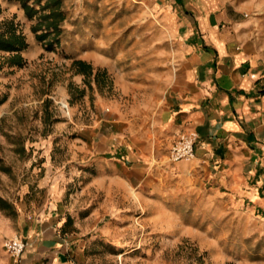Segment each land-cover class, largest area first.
<instances>
[{
    "label": "rangeland",
    "instance_id": "obj_1",
    "mask_svg": "<svg viewBox=\"0 0 264 264\" xmlns=\"http://www.w3.org/2000/svg\"><path fill=\"white\" fill-rule=\"evenodd\" d=\"M155 1L63 0L58 38L41 42L33 31L40 18L29 20L17 0H0V28L13 24L29 45L21 67L0 51V197L11 205L0 210V264H14L4 244L21 238L11 234L24 229L20 211L31 216L47 204L48 188L40 187L46 165L65 179L76 209L94 213L87 223L95 230L75 264H264L262 212L200 187L191 193L171 186L154 200L131 190L107 201L87 185L89 155L80 147L93 133L113 131L129 141L158 131L179 42L169 5ZM77 61L94 74L78 72Z\"/></svg>",
    "mask_w": 264,
    "mask_h": 264
},
{
    "label": "crops",
    "instance_id": "obj_2",
    "mask_svg": "<svg viewBox=\"0 0 264 264\" xmlns=\"http://www.w3.org/2000/svg\"><path fill=\"white\" fill-rule=\"evenodd\" d=\"M155 4L169 5L166 16L179 42L158 131L152 139L129 141L113 131L93 133L80 147L89 155L88 187L104 192L107 201L120 193L128 197L131 190L140 199L151 195L154 200L155 193L171 186L191 193L200 187L207 195L264 214V0ZM187 131L198 135L195 158L171 164V144ZM44 170L40 187L48 188L47 204L31 216L21 210L24 229L11 234L28 244L23 264H75L95 230L87 223L94 213L76 209L77 200L63 190L65 179L52 165Z\"/></svg>",
    "mask_w": 264,
    "mask_h": 264
},
{
    "label": "trees",
    "instance_id": "obj_3",
    "mask_svg": "<svg viewBox=\"0 0 264 264\" xmlns=\"http://www.w3.org/2000/svg\"><path fill=\"white\" fill-rule=\"evenodd\" d=\"M14 1V0H10ZM21 8L24 10L26 17L33 20L37 17L40 21L33 27V31L37 35V40L45 41L52 33L56 38L60 34V25L65 20L64 12L62 11L63 0H44V5L41 6L43 0H33L34 3L30 4L31 0H17ZM39 5V9L37 6ZM39 32H41L39 34ZM51 47L53 45H50ZM29 47L26 38L23 34L18 33L13 24L8 26L7 30L0 28V51L12 54L10 58V65L21 67L23 65V58L21 53ZM75 65L78 66V72L90 77L94 74V69L84 61H77ZM11 205L0 197V210L5 211ZM14 214L16 210L13 208Z\"/></svg>",
    "mask_w": 264,
    "mask_h": 264
},
{
    "label": "built area",
    "instance_id": "obj_4",
    "mask_svg": "<svg viewBox=\"0 0 264 264\" xmlns=\"http://www.w3.org/2000/svg\"><path fill=\"white\" fill-rule=\"evenodd\" d=\"M198 135L195 131H187L178 135L169 149L168 160L171 164L181 161L191 162L195 158V144ZM27 242L16 236L8 239L4 247L14 264H23V255L27 249Z\"/></svg>",
    "mask_w": 264,
    "mask_h": 264
}]
</instances>
